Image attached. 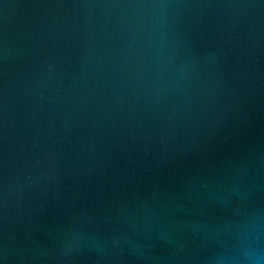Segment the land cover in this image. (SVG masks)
Here are the masks:
<instances>
[{
  "label": "water",
  "instance_id": "1",
  "mask_svg": "<svg viewBox=\"0 0 264 264\" xmlns=\"http://www.w3.org/2000/svg\"><path fill=\"white\" fill-rule=\"evenodd\" d=\"M0 264H264V0H0Z\"/></svg>",
  "mask_w": 264,
  "mask_h": 264
}]
</instances>
